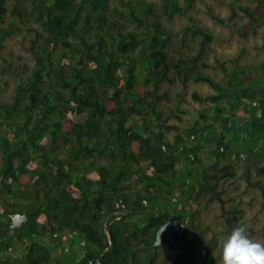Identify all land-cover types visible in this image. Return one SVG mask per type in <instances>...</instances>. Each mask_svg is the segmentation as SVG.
Returning a JSON list of instances; mask_svg holds the SVG:
<instances>
[{
	"label": "trees",
	"instance_id": "trees-1",
	"mask_svg": "<svg viewBox=\"0 0 264 264\" xmlns=\"http://www.w3.org/2000/svg\"><path fill=\"white\" fill-rule=\"evenodd\" d=\"M196 1L161 0L158 7L151 0H0V50L28 33L33 60L30 68L0 55L1 261L14 258L8 251L20 241V264H89L97 255L100 264H166L154 242L172 220L169 210L186 212L194 224L219 193L228 194L239 169L251 182L249 163L256 161L264 174V60L239 64L240 54L215 80L206 71L215 33L197 23L177 31L167 25ZM230 12L248 19L246 36L264 23V0ZM199 84L211 92L187 95ZM153 136L175 152L159 155L156 171L146 174L140 166ZM203 151L215 161L204 164ZM133 179L139 197L153 198L158 186L159 218L148 224L117 218ZM231 207L226 224L234 228L244 210ZM22 212L29 220L14 234L10 215ZM166 235L175 243L184 237ZM193 236L201 240L197 231ZM82 241L87 255L77 261ZM198 254L217 262L209 243Z\"/></svg>",
	"mask_w": 264,
	"mask_h": 264
},
{
	"label": "rangeland",
	"instance_id": "rangeland-1",
	"mask_svg": "<svg viewBox=\"0 0 264 264\" xmlns=\"http://www.w3.org/2000/svg\"><path fill=\"white\" fill-rule=\"evenodd\" d=\"M151 1L157 3L158 7L161 5V0ZM115 4L116 0H111V5ZM251 4L252 0H197L192 11H189L186 15L174 17L167 25L177 31L197 23L200 26L210 28L215 33V42L206 59L210 67L206 71L212 74L215 80H220L224 77L223 66L231 68L232 60L236 59L240 54L239 64L250 63L258 65L264 60V23L248 27L247 35L243 36L241 28L248 23V19L242 13H239L235 19H231V6L237 7L238 5ZM253 6L256 7L255 4ZM212 15L223 18L225 20L224 23L217 22L212 18ZM192 17H194V22L191 19ZM31 41L32 36L28 33L14 36L4 42L0 55L6 58L11 65L28 64L31 68L33 65L30 53ZM163 89H168V87L165 85ZM193 89L204 95L211 92L207 85L199 84L191 88L187 95ZM10 91L12 89H9ZM170 91L171 95H173L179 89H170ZM192 105L194 107L199 106L197 103ZM153 138L155 137L153 136ZM242 152L248 153V150L244 149ZM200 156L206 161L204 164H211L210 162L213 163L215 161V157L207 155L205 151L201 152ZM99 163L105 165L103 160H99ZM249 164L253 165L251 172H249L252 183L247 180L245 171L239 169L238 177L227 183L228 194L219 193V201L212 203L195 217L196 230L201 240L194 241L195 238L192 235L189 238L192 244H189L188 248L186 247V239L182 240V245L186 248L183 256L178 258L176 264H211L198 254L200 248H204L208 243L211 244L213 257L217 259L216 264H223L221 242L227 238L233 229L226 224V217L229 215L228 211H231L232 205H237L244 210V216L238 225L245 226L246 234L252 240L264 243V184H254L258 180L264 183V174L261 175L255 170L259 166L258 162H250ZM223 187H226V185ZM168 238L170 239V237ZM179 244L177 243L176 245L180 246ZM166 264L173 263L167 260Z\"/></svg>",
	"mask_w": 264,
	"mask_h": 264
},
{
	"label": "flooded vegetation",
	"instance_id": "flooded-vegetation-1",
	"mask_svg": "<svg viewBox=\"0 0 264 264\" xmlns=\"http://www.w3.org/2000/svg\"><path fill=\"white\" fill-rule=\"evenodd\" d=\"M162 146H165L163 144V142L160 141L158 138H155V141L153 142V146L150 149V154H149L148 159L143 161L141 163V166H140L142 168L141 170L146 172V174H150L151 172L156 171V166H154V164L156 163L157 158H158L159 155L164 154V153L165 154H171L172 152H175V150L173 148H167L166 147V149L163 150L161 148ZM169 152H171V153H169ZM133 181H134L133 183L129 184L128 190L125 191L126 203L125 204L123 203V201H124L123 199L120 200L123 212L119 213L118 214L119 216L117 218L118 219H127L125 221V224L128 225V226H133L136 223L135 222L136 219L142 220L141 224H148L149 222H148L147 219H150L149 218L150 216L153 217L154 219H158L159 218L160 207L158 206V192H157L158 186L155 188L154 192L153 191L150 192L152 194V196H154L153 198L150 197L149 192H143L141 194V196L139 197V196L136 195V192L134 191V188L136 187V183H137L136 179H133ZM136 189L141 191L142 187L138 185V187ZM145 197H147V200L145 199ZM139 201H141L144 205L139 210L140 212H136L134 207H136L138 205ZM161 201H164V202H161ZM174 201L179 202L180 199L174 198ZM159 202L165 203L166 201L163 200V199H160ZM166 206H167V204H166ZM166 206H165V208H166ZM181 208H182V206L180 205V207L178 209H181ZM169 211H170V216H171L172 220H180V221L185 223V229L183 230L182 234H180L181 227H177V226L172 227L170 229V231L172 233L177 231L180 236L184 235V237L182 239L178 240V243H180L179 244L180 246H177L176 245L177 243L172 242V240L170 241V239L168 238L169 235H166L164 240L167 243L168 242L171 243V244H169V243L168 244L171 247V249H173L176 252V254L173 255V256H170V257H166V255L164 254V251H163V252L159 253L160 254L159 257L161 258V254L163 253L162 254L163 255V257H162L163 259L162 260H164V262H166L167 260H170L173 264H176L177 263V259L181 258L183 256L185 248L186 247L188 248L192 244V241H191V239L189 240V238L197 230H196V224L194 223L195 224L194 225L191 222L193 217H190V215L186 216V214H185L186 212L178 213V212H174L172 210H169ZM22 213H26L30 217V213L29 212H22ZM108 216L111 217L112 214L108 215ZM26 223H24V225ZM11 224H12V219H11ZM24 225L21 228H19V229H13L11 227V225H10V228L12 229L11 232L14 233V234L16 232L21 233L23 231V229H24ZM45 225H46L47 228L50 229L48 220L45 221ZM170 231L168 230L167 233H170ZM46 234H47V239H49V236H48L49 233H46ZM184 239H186V241H187L186 247H184L182 245V240H184ZM25 240L28 241V238H26ZM50 240L51 239L46 240V241H50ZM51 242H53V241H51ZM83 242L84 241H82L81 243L79 242V245L77 244V247H76L77 248L76 252L78 254L77 261L84 260L86 255H87L86 246H85V244ZM17 244L18 245H15L14 247L10 248V250L8 251V254L13 252L12 254H13L14 258L11 259L10 261H8V263H7V261H1L0 260V264H6V263L7 264H20L17 257H18L19 254L20 255L24 254L23 250L26 247H24V244L20 243V241ZM156 247H158V246L154 245V248H156ZM6 255H7V253L5 251L0 253V257L6 256ZM96 258H98V255L94 259L90 260L89 264L96 263L94 261Z\"/></svg>",
	"mask_w": 264,
	"mask_h": 264
},
{
	"label": "clouds",
	"instance_id": "clouds-1",
	"mask_svg": "<svg viewBox=\"0 0 264 264\" xmlns=\"http://www.w3.org/2000/svg\"><path fill=\"white\" fill-rule=\"evenodd\" d=\"M223 264H264V243L252 240L244 225H237L221 242Z\"/></svg>",
	"mask_w": 264,
	"mask_h": 264
},
{
	"label": "water",
	"instance_id": "water-1",
	"mask_svg": "<svg viewBox=\"0 0 264 264\" xmlns=\"http://www.w3.org/2000/svg\"><path fill=\"white\" fill-rule=\"evenodd\" d=\"M254 106H259L260 103L259 102H254L253 103ZM258 116L261 117L262 116V109H258ZM163 150L166 149V146H162L161 147ZM171 153V152H169ZM121 204V202H120ZM122 206V205H121ZM11 219H12V224L11 227L13 229H19L21 228L24 223L28 222L29 220V215L26 213H17V214H11L10 215ZM181 227V232L180 234H182L183 230L185 229V223L180 221V220H171L169 222H167L165 225H163L157 232L156 235V240L154 245L161 247L166 255V257H170L176 254V252L171 249V247L169 246V244L164 240V233L167 232L168 230H170L172 227ZM97 264L99 263L98 258H96L94 260Z\"/></svg>",
	"mask_w": 264,
	"mask_h": 264
},
{
	"label": "crops",
	"instance_id": "crops-1",
	"mask_svg": "<svg viewBox=\"0 0 264 264\" xmlns=\"http://www.w3.org/2000/svg\"><path fill=\"white\" fill-rule=\"evenodd\" d=\"M201 172V169L199 170V173Z\"/></svg>",
	"mask_w": 264,
	"mask_h": 264
}]
</instances>
